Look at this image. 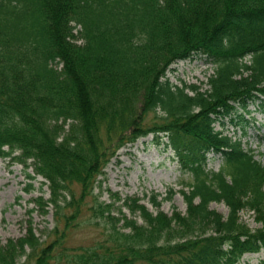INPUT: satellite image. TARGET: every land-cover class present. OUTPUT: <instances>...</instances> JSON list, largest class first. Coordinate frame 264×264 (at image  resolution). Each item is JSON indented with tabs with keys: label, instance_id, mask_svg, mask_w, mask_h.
<instances>
[{
	"label": "trees",
	"instance_id": "16d2710c",
	"mask_svg": "<svg viewBox=\"0 0 264 264\" xmlns=\"http://www.w3.org/2000/svg\"><path fill=\"white\" fill-rule=\"evenodd\" d=\"M195 54L213 66L207 88L171 83L170 65ZM250 105L264 112V0H0V157L44 178L50 195L37 204L63 222L48 241L29 227L1 244L0 264H237L264 252V163L241 135ZM149 134L191 176L186 213L166 214L154 194L155 212L127 197L131 216H117L94 184ZM88 196L101 237L68 247ZM244 208L261 227L240 220Z\"/></svg>",
	"mask_w": 264,
	"mask_h": 264
},
{
	"label": "rangeland",
	"instance_id": "374dc122",
	"mask_svg": "<svg viewBox=\"0 0 264 264\" xmlns=\"http://www.w3.org/2000/svg\"><path fill=\"white\" fill-rule=\"evenodd\" d=\"M212 73L211 63L205 61L202 55L195 54L171 64L166 77L173 84H196L205 89ZM249 109L254 119L250 121L245 134H241L244 146L252 149L255 158L264 163V112H258L253 105ZM215 129H219L218 124H215ZM227 129L230 133L234 132L230 125ZM220 165L218 155L208 154L207 170L218 171ZM28 174L35 176L32 168L26 169L23 164L10 157H0V245L9 239L16 240L25 235L29 227L41 241H48L53 236L54 226H63V222L54 215L52 207L49 206L48 210L45 208V213L37 204L39 197L46 200L50 195L47 184H42L44 178L35 176L31 179ZM189 181L190 174L182 169L173 151L164 148L161 143H155L149 134L117 150L116 155L103 168V173L98 175L93 196L105 203H114L113 210L117 216H120L119 209L131 216L130 210L123 205V200L127 197L139 199L140 204L155 212L156 208L150 202V197L154 194L162 202L159 209L166 214L171 215L174 210L185 214L187 205L182 193L187 191L185 183ZM79 189L78 184L72 185L75 195ZM169 195L170 198H166ZM93 196L87 197L78 222L67 230L65 244L68 247L87 246L101 237L102 228L92 224V219L89 220L91 210L87 207L95 204ZM116 196L120 200H116ZM209 208L224 217L228 215V207L223 201H212ZM70 211L71 209H67V213ZM239 217L251 229L261 227L255 220L253 211L247 208L239 212ZM135 218L142 222L138 215ZM263 254V251L246 253L237 264H259ZM18 262L33 264L26 261L25 256H21Z\"/></svg>",
	"mask_w": 264,
	"mask_h": 264
}]
</instances>
